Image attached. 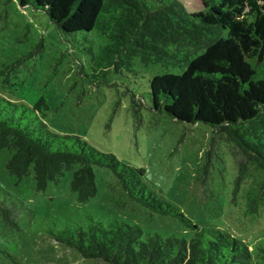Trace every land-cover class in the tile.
Masks as SVG:
<instances>
[{
  "label": "trees",
  "instance_id": "trees-1",
  "mask_svg": "<svg viewBox=\"0 0 264 264\" xmlns=\"http://www.w3.org/2000/svg\"><path fill=\"white\" fill-rule=\"evenodd\" d=\"M199 1L201 9L190 12L180 0H18L22 7L44 12L64 34L104 37L106 43L91 52L101 74L132 72L135 62L162 66L166 72L149 84L153 108L181 123L206 124L229 144L237 166L236 191L248 183V207L256 212L264 200V0ZM3 67L2 72L9 69ZM47 109L44 99L30 107L0 95V154L12 152L6 165L11 175L21 180L33 174L37 191H44L77 166L71 190L85 203L97 193L94 168H106L116 179L119 210L144 207L195 229L187 240L90 217L85 227L60 231L58 242L106 264H264L263 248L254 262L247 242L201 229L159 200L147 188L143 169L79 136L53 133L44 119ZM10 213L0 203L7 226L13 223Z\"/></svg>",
  "mask_w": 264,
  "mask_h": 264
},
{
  "label": "rangeland",
  "instance_id": "rangeland-1",
  "mask_svg": "<svg viewBox=\"0 0 264 264\" xmlns=\"http://www.w3.org/2000/svg\"><path fill=\"white\" fill-rule=\"evenodd\" d=\"M190 12L199 0H180ZM106 39L97 32L64 34L49 17L18 0H0V95L33 107L44 99L45 122L58 135H75L103 153L144 170L143 180L157 198L179 209L199 228L218 229L247 242L254 262L264 249V200L251 212L248 183L236 191L237 166L230 146L210 126L178 122L153 108L150 80L162 66L135 62L132 72L95 70L91 52ZM3 65L9 69L4 71ZM173 72H178L173 69ZM0 154V203L13 223L0 217V264H106L85 259L56 235L85 227L91 217L105 225L119 221L143 232L190 240L195 229L180 220L140 207L119 210L110 170L95 167L97 193L78 201L71 190L74 171L37 191L33 174L18 180Z\"/></svg>",
  "mask_w": 264,
  "mask_h": 264
}]
</instances>
